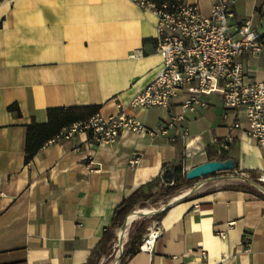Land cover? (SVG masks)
<instances>
[{
	"label": "crops",
	"instance_id": "obj_1",
	"mask_svg": "<svg viewBox=\"0 0 264 264\" xmlns=\"http://www.w3.org/2000/svg\"><path fill=\"white\" fill-rule=\"evenodd\" d=\"M220 1L185 2L209 14ZM235 11L234 30L250 22L264 32V0H239ZM157 26L130 0H0V264H92L117 207L175 166L232 160L243 181L264 176L255 139L235 131L222 147L235 116L220 97L196 113L183 112V93L168 110L128 107L160 71ZM245 64L264 81V55ZM118 103L151 130L170 125L168 135L124 133L100 145L81 133L26 164L28 126L47 123L49 109L101 106L109 117ZM235 187L176 202L156 222L153 252L126 264H264L262 192Z\"/></svg>",
	"mask_w": 264,
	"mask_h": 264
},
{
	"label": "built area",
	"instance_id": "obj_2",
	"mask_svg": "<svg viewBox=\"0 0 264 264\" xmlns=\"http://www.w3.org/2000/svg\"><path fill=\"white\" fill-rule=\"evenodd\" d=\"M130 1L157 16L156 51L162 57V64L156 79L135 96L128 107L168 110L183 93L186 95L181 105L183 112L196 113L206 109L210 99L220 97L224 107L235 116L231 135L222 147L227 149L236 131L246 133L264 148V81L255 79L245 64V59L264 55V32L254 30L250 22L234 30L232 23L239 0H221L209 14H204L198 2L189 4L178 0L157 7L148 0ZM117 107L116 115L103 117L98 114L64 128L54 141L71 140L85 133L95 143L111 145L124 133L151 137L168 135L170 125L161 126L158 131L151 130L129 115L124 105L118 103ZM178 121L185 122V116L181 115ZM187 135L188 130L185 131ZM138 163L139 160L134 159L131 166ZM262 178L259 181L264 183ZM129 228L121 229L125 232L123 237L117 235L119 251L115 264L120 263ZM162 233L156 223L144 237L140 251L153 252Z\"/></svg>",
	"mask_w": 264,
	"mask_h": 264
},
{
	"label": "trees",
	"instance_id": "obj_3",
	"mask_svg": "<svg viewBox=\"0 0 264 264\" xmlns=\"http://www.w3.org/2000/svg\"><path fill=\"white\" fill-rule=\"evenodd\" d=\"M154 3L157 7H163L165 5H171L178 2V0H148ZM184 3L186 0H179ZM157 45V40H156ZM101 106H87V107H71V108H53L48 110V122L45 124H40L35 120L28 126L27 144H26V157L25 162L29 164L35 156L40 152V150L45 147L48 143L55 140L60 132L80 121L89 120L98 114H100ZM10 112H17L21 116V111L18 105H12L9 107ZM235 170L237 168L235 167ZM174 180L173 184L168 187H163L160 195L153 202L157 205L160 202L164 204H169L172 200L177 198L180 193L186 189H189L198 180L190 181L186 176L182 177V166H175L172 169ZM258 175L256 173L251 174V179L254 183L262 186L264 188V183L259 181ZM156 182L154 181L150 186H153ZM238 190L246 192H258L259 190L254 187L250 182H245L242 185L235 187ZM261 196L264 198V194ZM144 187L137 190L131 197L126 199L117 207L112 225L108 228L100 242L99 254L100 256H110L115 248L117 241L116 232L123 228L127 217L136 209L137 206L145 208L147 206L146 200L141 201V198H151ZM169 209L161 214L155 216L154 220H161L167 213ZM148 227L146 221L136 222L133 224V230L130 232L129 241L125 245V252L122 256L121 264H126L127 260L137 254L140 251V246L142 245L143 238L146 235Z\"/></svg>",
	"mask_w": 264,
	"mask_h": 264
},
{
	"label": "rangeland",
	"instance_id": "obj_4",
	"mask_svg": "<svg viewBox=\"0 0 264 264\" xmlns=\"http://www.w3.org/2000/svg\"><path fill=\"white\" fill-rule=\"evenodd\" d=\"M186 172L187 171H185L183 169L182 177L186 176ZM241 178H242L241 174L239 172H235V171H226V172L216 173V174L204 177V178L197 179L198 180L197 182H195L193 185H191V187L189 189H186V190L182 191L178 197H180V196H182V195H184L186 193H189V191H191V190H195V191L191 195H189V197H187V198H196V196L200 195L205 190H214V189L223 188V187L239 186V185H242V184L245 183V181H243ZM172 184H167V182L163 178V179H160L158 182H156L153 186L149 187V190H148L147 193L149 195H151L152 197L151 198H141L140 199L141 201L146 200L147 206L145 208H141V207L137 206L136 209L132 213L136 212L137 210H143V209H150L153 212L148 214V216H146V217L139 215L134 220V222L131 224V227L129 228L128 238H127L128 241H129L130 232L133 230V224L134 223L146 221V225L148 227V230H147L146 234L149 233V228L150 229L154 228V226H155V224L157 222L156 220H154V218L156 216L155 213H157L158 211H161L166 204H164V202L162 201V202L158 203L157 205H154L153 202L155 201V199L158 198V196L160 195L161 190H162L163 187H168V186H170ZM128 217H127V219H128ZM127 219H126V222H127ZM121 229H119L116 232V235H118V232ZM117 243H118V236H117V241H116V244H115V248L112 251V254L110 256H107L106 258H104L103 256H100V254H97L94 257V260H93L92 264H115L116 261L118 260L117 256H118V251H119V247H116ZM125 250L126 249H125V246H124L122 256H123ZM122 256H121L119 264H121Z\"/></svg>",
	"mask_w": 264,
	"mask_h": 264
},
{
	"label": "water",
	"instance_id": "obj_5",
	"mask_svg": "<svg viewBox=\"0 0 264 264\" xmlns=\"http://www.w3.org/2000/svg\"><path fill=\"white\" fill-rule=\"evenodd\" d=\"M226 171H235L234 161H232V160H230V161L211 160L207 163L198 165V166L192 168L191 170H188L186 172V178L190 181H193V180L204 178V177L216 174V173L226 172ZM163 178L165 179L167 184H172L173 180H174L173 171L172 170L166 171L163 175ZM248 182H250L254 187H256L258 190H260L264 194V188L262 186L254 183L252 180H249ZM194 191L195 190H192L190 193L184 194V195L174 199L172 202L165 205L161 211H158L157 213H155V215L163 213L164 211L169 209L171 206H173L176 202H180V201L186 199ZM140 215L144 216V217L148 216V214H145V213L140 214ZM126 227H127V222L125 221V224H124L122 229H126Z\"/></svg>",
	"mask_w": 264,
	"mask_h": 264
},
{
	"label": "bare ground",
	"instance_id": "obj_6",
	"mask_svg": "<svg viewBox=\"0 0 264 264\" xmlns=\"http://www.w3.org/2000/svg\"><path fill=\"white\" fill-rule=\"evenodd\" d=\"M263 181H264V176H263ZM153 211L152 210H150V209H143V210H137L136 212H134V213H132L129 217H128V219H127V228H129L130 227V225L134 222V220L140 215V214H143V213H145V214H150V213H152ZM124 233L125 232H123V231H119L118 232V235L121 237H123V235H124Z\"/></svg>",
	"mask_w": 264,
	"mask_h": 264
}]
</instances>
